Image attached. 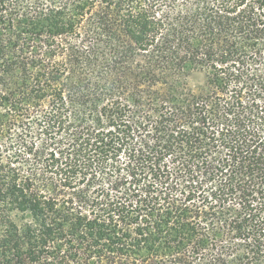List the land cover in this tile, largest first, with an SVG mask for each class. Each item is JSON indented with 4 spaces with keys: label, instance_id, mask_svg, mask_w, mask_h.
<instances>
[{
    "label": "trees",
    "instance_id": "1",
    "mask_svg": "<svg viewBox=\"0 0 264 264\" xmlns=\"http://www.w3.org/2000/svg\"><path fill=\"white\" fill-rule=\"evenodd\" d=\"M0 264H264V0H0Z\"/></svg>",
    "mask_w": 264,
    "mask_h": 264
},
{
    "label": "rangeland",
    "instance_id": "2",
    "mask_svg": "<svg viewBox=\"0 0 264 264\" xmlns=\"http://www.w3.org/2000/svg\"><path fill=\"white\" fill-rule=\"evenodd\" d=\"M189 86L193 88L196 92H202L206 89V82L203 74H191L188 80Z\"/></svg>",
    "mask_w": 264,
    "mask_h": 264
}]
</instances>
